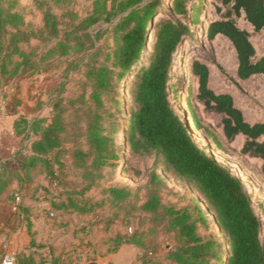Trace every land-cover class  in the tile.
Wrapping results in <instances>:
<instances>
[{"label":"trees","instance_id":"1","mask_svg":"<svg viewBox=\"0 0 264 264\" xmlns=\"http://www.w3.org/2000/svg\"><path fill=\"white\" fill-rule=\"evenodd\" d=\"M3 1L0 0V81H11L21 73L22 67L38 68L41 60L75 57L69 65L76 63L77 67L85 68L83 86L90 87L91 91L88 98L83 92L68 100V105L86 109L88 118L82 134L79 130L69 131L71 122L64 117L61 99L53 104L50 121L45 117L32 121L24 117L23 124L29 137H33L30 153L24 156L19 170L6 162L0 163V201L14 180L23 179L22 171L28 172L39 161L48 162L47 156L51 153H68L74 166L82 170L83 178L90 181L88 187L99 183L96 179L104 177L103 169L119 159L121 153L153 156L163 164L165 171L187 183L199 195V199L191 198L190 203L181 208L165 203L160 193L164 179L156 173L151 175L140 209L151 214L154 220L166 222L165 230L172 233L177 242L166 254L169 260L166 264H264V224L250 195L226 165L201 148L193 130L199 129L215 147L228 152L223 142L216 132L203 125L191 102L187 105L186 121L172 101V95L178 96L171 76L176 52L187 39L196 40L192 26L172 14L153 22V15L163 7L162 0H84L91 2V11L83 17L72 13V22L66 28L59 27L52 6H46L39 32L28 31L24 28V14L14 8L15 3L7 7ZM53 1L65 6L75 0ZM220 1L226 11L209 24L207 39L222 34L231 41L237 53L239 79L264 74V55L257 57L251 33L241 28L236 19L244 16L256 32L263 30L264 0ZM185 2L173 0L171 10L184 12ZM194 8V23L204 21L199 16L205 15L206 0H200ZM151 33V50L142 62ZM32 37L40 39L44 46L33 64L32 53L22 49L20 44ZM110 37L113 44L109 43ZM79 57H82L80 62H76ZM192 73L198 83L195 98L205 112L220 117L219 125L226 142L232 143L240 134L244 135L246 139L240 153L262 159L264 171V121H247L230 93H217L210 87L207 63L193 60ZM129 74L132 77L127 83L129 113L124 126L125 149L121 143L115 145L114 142L122 140L118 96L122 80ZM108 123L112 127L110 131ZM14 131L23 132L20 122L14 123ZM66 136L74 139L84 136L85 145L69 141ZM66 143L71 144L69 149H64ZM104 191L110 194L113 203L126 202L133 194L123 185L107 187ZM208 212L214 214L216 224L227 236V243L214 233H203L210 229ZM133 240L142 244L141 239ZM31 262V259L23 260V264Z\"/></svg>","mask_w":264,"mask_h":264},{"label":"rangeland","instance_id":"2","mask_svg":"<svg viewBox=\"0 0 264 264\" xmlns=\"http://www.w3.org/2000/svg\"><path fill=\"white\" fill-rule=\"evenodd\" d=\"M172 1L162 0L163 7L156 11L152 21L172 14L190 24L196 38L195 41L187 39L179 47L180 64L175 68V60L171 73L172 81L178 88V96L172 95V101L184 117L182 109L191 102L203 125L218 134L228 152L215 147L203 132L199 138L194 137L201 148L226 165L241 180L264 224L263 160L240 153L245 136H238L232 143L226 142L219 125L220 117L205 112L203 105L195 98L198 83L192 73V62L198 59L207 63L210 68V87L217 93H230L251 123L264 121V74H255L246 80L239 79L237 53L231 41L222 34L212 40L207 39L209 24L220 19L226 11L220 0H206L205 15L199 16L204 21L197 24L193 20L194 7L199 5L200 0H186L185 11L178 13L171 10ZM12 2L15 3L14 8L24 14V28L36 32L43 26L46 6H52L61 29L72 22V13L83 17L92 9L91 2L84 0H75L65 6L55 4L53 0L3 1L7 7ZM236 19L241 28L251 33L257 57L263 56L264 29L256 32L244 16ZM202 30L205 31L204 35H201ZM152 33L148 35L142 62L146 61L151 50ZM109 43L113 44L112 37ZM20 44L22 49L32 53L31 64L39 59L44 49L41 40L35 37ZM81 58H77L76 62H80ZM74 59L63 57L41 60L38 68L22 67L21 73L11 81H0V113L4 117L8 113L17 115L14 123L20 122L23 128L21 134L17 131L12 134L9 129H5L0 135V149L6 151L0 157L5 158L0 163L6 162L16 170L21 168L24 156L30 153L33 139L23 124L24 117L31 121L45 117L50 121L54 113L53 104L59 99L63 100L64 117L71 122L69 131L74 129L79 130V134L83 133L88 118L86 109L78 110L77 106L68 105V100L79 97L83 92L88 98L91 88L83 86L86 81L83 76L85 68L77 67L76 63L69 65ZM85 61L86 58L83 63ZM131 77L132 74L127 76L122 98L118 96L121 110L119 127L121 123L124 126L127 123V83ZM119 92H122L121 88ZM107 126L109 131L112 130L110 123ZM67 139L85 145L84 136L76 139L70 136ZM118 143L122 145L119 139L114 142L115 145ZM63 145L64 149L71 147V144ZM68 155L63 151L58 155L51 153L47 156L48 162L39 161L28 172L22 171L23 179L14 180L10 185L4 199L0 201V260L6 253H14L17 264L29 259L33 262L28 264H86L121 253L129 264L169 263L165 256L177 244L173 234L165 230L166 222L154 220L151 214L140 209L146 199L151 175L156 173L164 179L160 191L163 202L178 208L188 205L191 198L199 199L198 193L165 171L163 164L153 156L139 157L128 152L121 153L119 159L103 169L104 177L96 179L98 184L88 187L90 181L83 178L82 170L74 166ZM116 185L131 189L133 194L129 200L122 203L111 201L110 194L104 190ZM17 197L19 203L15 206ZM207 214L210 229L203 233H214L224 244L227 243L226 234L213 222L214 214ZM134 238L141 239L142 244L133 242ZM262 239L264 243V232ZM226 250L227 246L223 252Z\"/></svg>","mask_w":264,"mask_h":264},{"label":"bare ground","instance_id":"3","mask_svg":"<svg viewBox=\"0 0 264 264\" xmlns=\"http://www.w3.org/2000/svg\"><path fill=\"white\" fill-rule=\"evenodd\" d=\"M202 35V34H201ZM180 48H178V50H177V52H176V60H177V62H176V66H175V68H178L179 66V64H180V62H179V58H180ZM126 80H127V78H124L123 80H122V82H123V86L121 87V90H122V92H120V96L119 97H121L122 98V95H123V89L125 88V86H126ZM123 105H124V103H123ZM182 111H183V114L185 115V119H186V121H187V107H185V108H183L182 109ZM121 125V131L119 132V135H120V137H121V141H122V147H124L125 149H126V146H127V143H126V140H125V133H124V125H122V123L120 124ZM193 134H194V136L195 137H197V138H199L200 136H201V131L199 130V129H194L193 130ZM227 163H229V161L227 160ZM204 203V202H203ZM214 216V215H213ZM213 219H214V221L213 222H215L216 223V219H215V216L214 217H212Z\"/></svg>","mask_w":264,"mask_h":264},{"label":"crops","instance_id":"4","mask_svg":"<svg viewBox=\"0 0 264 264\" xmlns=\"http://www.w3.org/2000/svg\"><path fill=\"white\" fill-rule=\"evenodd\" d=\"M210 85V82H209ZM17 115H14L12 113H8L7 115H2L0 113V135H3L4 130L5 129H9V131L14 134V122L16 119ZM239 136H244L242 134H240ZM5 150L4 149H0V157H3L5 154ZM5 158H2L0 160H4ZM7 191L5 193H3L1 199H4V196L6 195ZM1 261V260H0Z\"/></svg>","mask_w":264,"mask_h":264},{"label":"water","instance_id":"5","mask_svg":"<svg viewBox=\"0 0 264 264\" xmlns=\"http://www.w3.org/2000/svg\"><path fill=\"white\" fill-rule=\"evenodd\" d=\"M201 34L204 35L205 31L202 30ZM86 264H129V263L123 258L121 253H117L114 256L106 258L104 260H91Z\"/></svg>","mask_w":264,"mask_h":264},{"label":"built area","instance_id":"6","mask_svg":"<svg viewBox=\"0 0 264 264\" xmlns=\"http://www.w3.org/2000/svg\"><path fill=\"white\" fill-rule=\"evenodd\" d=\"M18 201H19V197H17V201H16L15 206L18 205V203H19ZM0 264H17V257L14 253H6L2 257Z\"/></svg>","mask_w":264,"mask_h":264}]
</instances>
